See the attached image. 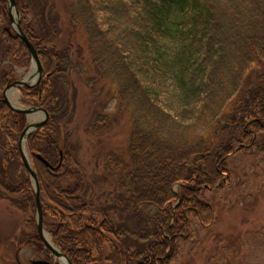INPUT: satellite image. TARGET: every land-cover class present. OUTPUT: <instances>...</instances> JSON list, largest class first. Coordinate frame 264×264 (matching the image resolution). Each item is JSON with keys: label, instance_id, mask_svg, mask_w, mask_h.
<instances>
[{"label": "trees", "instance_id": "trees-1", "mask_svg": "<svg viewBox=\"0 0 264 264\" xmlns=\"http://www.w3.org/2000/svg\"><path fill=\"white\" fill-rule=\"evenodd\" d=\"M16 2L49 74L36 86L21 87L49 112L27 139L41 198L50 202L45 229L73 264H172L179 242L190 241L194 220L215 218L204 191L225 186L235 148L264 155V0L73 3L70 20L85 30L96 72L114 77L121 106L134 109L129 160L115 154L106 159L119 177L113 198L105 192L93 197V184L69 142L73 108L57 84L74 61L69 49L46 44L58 29L53 2ZM31 9L37 22L29 19ZM30 61L9 20L8 0H0V193L19 208L37 207L19 149L27 116L3 97L13 82V64ZM38 153L55 166L62 159L61 166L47 167ZM19 162L23 175L12 171ZM177 183L179 195L173 191ZM105 196L106 203H99ZM30 239L42 241L37 230Z\"/></svg>", "mask_w": 264, "mask_h": 264}, {"label": "rangeland", "instance_id": "rangeland-1", "mask_svg": "<svg viewBox=\"0 0 264 264\" xmlns=\"http://www.w3.org/2000/svg\"><path fill=\"white\" fill-rule=\"evenodd\" d=\"M32 1H36V6L41 4V0H26L25 4L32 6ZM75 1L52 0L53 14L58 16V29L56 36L46 44L70 50L73 70L57 84L73 108L67 127L69 142L86 170L88 181L93 184V197L98 198L105 192L113 198V193L118 190L116 180L119 177L107 169L106 159L115 154L114 157L129 160L135 114L133 108L121 106L118 81L96 72L86 32L81 27H74L70 20V8ZM34 10H29V19L37 22ZM14 15L17 18L15 12ZM13 66V81L23 80L35 70L32 57L29 65ZM8 97L18 107L36 105L19 87L12 88ZM43 117L41 113L38 120ZM26 118L28 125L30 119ZM28 152L37 171L29 148ZM12 169L17 175H23L25 167L19 162ZM229 170L225 172L224 187L204 191L206 200L215 206V218L204 224L194 220L190 241L179 242L180 251L172 264H264V155H245L235 148L229 160ZM31 186L32 193H35L32 180ZM173 191L179 195L177 185L173 186ZM106 198L102 197L99 203H106ZM42 201L47 209L49 198L43 196ZM177 202L173 200L169 204L175 206ZM25 206L12 205L0 193V264H28L33 260L63 264L43 240L38 244L30 239V234L38 231L37 207H29L28 203H24ZM119 216L114 215V218L119 219ZM47 217L51 220L49 212ZM45 230L58 245L52 232ZM105 251L108 252V248Z\"/></svg>", "mask_w": 264, "mask_h": 264}, {"label": "water", "instance_id": "water-1", "mask_svg": "<svg viewBox=\"0 0 264 264\" xmlns=\"http://www.w3.org/2000/svg\"><path fill=\"white\" fill-rule=\"evenodd\" d=\"M14 12L17 14V18L15 17ZM8 13H9V18H10L12 27L17 32V35L27 44L29 48V51L32 57V62L35 66V70L27 78L23 80H15L12 83L8 84L6 88L4 89L3 100L8 104L10 108H12L13 110L17 112L24 113L28 117L30 114H34V113L44 114L43 119L30 122L23 129L20 135V139H19V149H20L22 161L25 167L28 169L30 176H31V180L35 186L34 194H35V200H36V205H37V229H38L40 238L44 241L46 246L54 253V255L57 258H59L60 260L65 259L67 261V264H73L71 258L67 255L66 252H64L59 246L55 248L53 244L47 239V236H46L47 231L45 230V227H44V208H43V202L41 198V186H40L38 173L35 170L33 164L31 163L29 156L25 153V150H24L25 149L24 144L25 142H27L28 136L47 122V120L49 119V112L47 109H45L39 104L35 106H30L27 108L18 107L15 104H13V102L8 97V93L10 92L12 88L36 86L44 79V77L48 76L49 74H46L45 68L43 66V63L41 61V58L39 56L36 46L29 39V37L27 36V34L25 33L21 25V14L17 8L16 0H8ZM36 157L40 161H42L47 167L52 168V169L59 168L62 163V159H61L60 163L57 166H55L40 153H38ZM62 157H63V154H62ZM176 185L179 186L180 183H177ZM174 191L177 193L175 189ZM28 264H51V262L48 260H33L32 262Z\"/></svg>", "mask_w": 264, "mask_h": 264}, {"label": "bare ground", "instance_id": "bare-ground-1", "mask_svg": "<svg viewBox=\"0 0 264 264\" xmlns=\"http://www.w3.org/2000/svg\"><path fill=\"white\" fill-rule=\"evenodd\" d=\"M40 116H41V113H34V114H30L29 115V119H30V122H33V121H35V120H38L39 118H40ZM24 150H25V153L29 156V152H28V148H27V144H26V142H25V144H24ZM47 236V239L53 244V246L55 247V248H57V246L52 242V240L49 238V236L48 235H46ZM61 262L63 263V264H67V261L65 260V259H61Z\"/></svg>", "mask_w": 264, "mask_h": 264}]
</instances>
